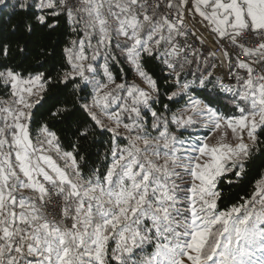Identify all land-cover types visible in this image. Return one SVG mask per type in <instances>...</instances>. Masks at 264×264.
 <instances>
[{
    "label": "snow or ice",
    "instance_id": "6c2138e0",
    "mask_svg": "<svg viewBox=\"0 0 264 264\" xmlns=\"http://www.w3.org/2000/svg\"><path fill=\"white\" fill-rule=\"evenodd\" d=\"M17 13L34 23L9 36L0 23V86L11 97L0 105V264H264V178L240 206L218 210L221 179L244 183L264 157V0H0V21ZM60 15L82 36L60 70L14 66L11 37ZM189 24L227 49L234 83L189 42L204 44ZM29 43L17 52L27 57ZM121 62L146 87L116 83L111 64ZM69 89L72 104L61 99ZM221 93L238 114L215 107ZM49 119L74 128L75 142ZM201 121L206 135L186 142ZM222 127L235 142L209 144ZM93 133L109 134L103 173L81 163Z\"/></svg>",
    "mask_w": 264,
    "mask_h": 264
},
{
    "label": "trees",
    "instance_id": "16d2710c",
    "mask_svg": "<svg viewBox=\"0 0 264 264\" xmlns=\"http://www.w3.org/2000/svg\"><path fill=\"white\" fill-rule=\"evenodd\" d=\"M49 19L55 25L54 27L38 26L35 32L31 34L25 32L23 27H21L17 32V35L15 37H11L13 42V58L15 59L14 66L23 64L25 69L34 70L38 69L41 64H44L47 69H51L52 66L55 65L57 70H60V65L63 62L62 57L65 55L64 49L70 46L72 40H77L78 38H82V36L77 32L74 35L71 34L70 23L68 22L65 15L50 17ZM0 23H3L4 25L5 35L9 36V30L12 27L34 22L27 20V17L24 13H17L11 17V20H8L7 16H5L4 20L0 21ZM17 43H19L21 47H23L25 43H29V54L27 57H25L24 54L17 52ZM93 44H95V41H93ZM113 51L117 55L118 59L123 61V58L119 55L118 50L113 48ZM208 62L210 63V61ZM96 63H102V60H98ZM146 67L151 74L159 76L156 63H151ZM121 69H123V72ZM111 70L114 73L116 83H120L123 76L127 77L128 83H134V73L127 63L121 62L120 64H111ZM0 85H2V81H0ZM159 86L161 91H163V89L168 85L161 82ZM60 87H62V85L50 89L49 95H55L59 91ZM7 91V89L0 86V99H5L8 97ZM61 99L68 104L76 102L75 98L73 97L72 89L64 92ZM156 107L159 110L160 105H157ZM215 107L225 115L238 114L231 101L226 98L223 93L217 96ZM76 118H80L79 114ZM150 119L151 118L149 117V120ZM48 123L55 124V121L49 119ZM31 127L34 129L36 125L33 124ZM192 128L193 130L189 133L191 136L206 135V132L202 130L199 125ZM55 131L58 132L65 145L75 142L72 137V131H74V128L68 129L66 124L59 123L55 124ZM187 135L188 133H185L184 137ZM108 144L109 134L107 133H105L103 136L97 135L96 133L89 135L87 141L83 142L80 147V152L85 157V160L81 163L86 165L89 170L95 168L99 169L100 173H103L105 171L106 165L109 163L108 160L104 159ZM262 168H264V157H259L254 160L253 166L250 169L251 175L244 183H237L234 180L232 183H228L227 181L229 177L222 178L220 184L218 185V188L221 192V198L218 200V210L227 211L232 206H240L242 202L250 199L254 194L253 189L255 188L256 181L258 179L264 178V175L257 174ZM152 250L153 249L151 248L148 249L149 252Z\"/></svg>",
    "mask_w": 264,
    "mask_h": 264
},
{
    "label": "built area",
    "instance_id": "2783aa9c",
    "mask_svg": "<svg viewBox=\"0 0 264 264\" xmlns=\"http://www.w3.org/2000/svg\"><path fill=\"white\" fill-rule=\"evenodd\" d=\"M200 18L197 15L195 20L198 21ZM190 31H195L196 35H203L204 44L201 46L199 40H197L194 36L189 37V42L192 43L195 47L200 48V50L208 55V61L211 63H216L217 68L214 70L215 73H219L221 78L225 80V82L234 83V80H230L228 77V63L229 60L225 58L224 52L227 50L224 46L217 43L213 35L204 28L202 24H196V27L193 28L192 24H189ZM71 32V29H70ZM74 35V34H73ZM253 39H258L253 37ZM246 46H249L246 44ZM190 51V50H189ZM229 57L235 62V58L232 56L231 52H229ZM240 60H245L243 55L240 56ZM242 75H246L245 73L241 72Z\"/></svg>",
    "mask_w": 264,
    "mask_h": 264
},
{
    "label": "rangeland",
    "instance_id": "374dc122",
    "mask_svg": "<svg viewBox=\"0 0 264 264\" xmlns=\"http://www.w3.org/2000/svg\"><path fill=\"white\" fill-rule=\"evenodd\" d=\"M70 29H71V34H75L76 32L73 31V26L70 24ZM135 84H137L138 86L141 87H146L145 85L141 84L140 79L138 77L135 76ZM11 97H7L5 99H0V105H5L7 106L10 103ZM157 106V105H156ZM178 115H180V112H177ZM187 115V114H184ZM102 119H107L106 117H101ZM110 123V121H108ZM201 128H203V121L200 122V124H198ZM193 130V128H189L186 133H188V135L186 137H184V139L187 141H197L200 137V135H196V136H191L189 133ZM218 141H222L225 143H234V137L231 133L230 129H225V128H221L219 130H216L214 132H212V134L210 136H208L207 138V142L209 144H216ZM178 148H181V146L178 144L177 145ZM183 151V148H181V152ZM243 243V242H241ZM109 244L111 246H114V242L110 241ZM257 256H260L261 258H264V254L261 253H257Z\"/></svg>",
    "mask_w": 264,
    "mask_h": 264
},
{
    "label": "crops",
    "instance_id": "0c3cea01",
    "mask_svg": "<svg viewBox=\"0 0 264 264\" xmlns=\"http://www.w3.org/2000/svg\"><path fill=\"white\" fill-rule=\"evenodd\" d=\"M53 156H54V154H53ZM55 158V157H54ZM13 159H14V156H13ZM59 163H63V161H59ZM23 194L24 195H26V196H30L32 193H31V191L30 190H23Z\"/></svg>",
    "mask_w": 264,
    "mask_h": 264
}]
</instances>
